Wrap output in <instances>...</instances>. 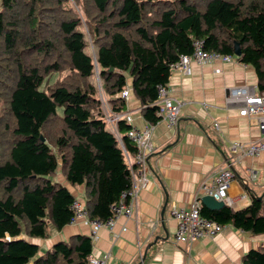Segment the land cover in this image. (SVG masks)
I'll return each mask as SVG.
<instances>
[{"label": "trees", "instance_id": "trees-1", "mask_svg": "<svg viewBox=\"0 0 264 264\" xmlns=\"http://www.w3.org/2000/svg\"><path fill=\"white\" fill-rule=\"evenodd\" d=\"M40 1L2 0L0 47L19 48L25 30H38L34 6ZM90 2L93 18H98L88 23L94 53L87 50L82 17L70 8L58 26L61 49L53 39L41 42L29 35L23 51L35 49L33 38L46 54L34 63L14 62L16 76L6 90L8 111H0V130L8 129V151L0 159V264H89L94 249L90 235L59 238L43 253L38 242L49 238L52 228L63 230L75 219L77 197L65 182L84 185L89 216L103 220L133 185L127 158L137 151L127 136L133 126L127 118L120 120L123 142L107 128L99 87L92 80L96 70L113 111L128 110L122 92L129 87V97L133 93L141 100L143 115L152 123L162 119L158 85H168L171 64L192 53L196 38L208 51L231 55L239 42V60L254 65L259 83H264V0ZM17 8L26 12L20 24L9 17ZM64 71L63 79L49 83ZM60 168L65 182L58 178ZM202 214L253 235L264 234V197L239 210L228 204L217 210L203 205ZM241 264H264V246L248 251Z\"/></svg>", "mask_w": 264, "mask_h": 264}, {"label": "crops", "instance_id": "crops-1", "mask_svg": "<svg viewBox=\"0 0 264 264\" xmlns=\"http://www.w3.org/2000/svg\"><path fill=\"white\" fill-rule=\"evenodd\" d=\"M233 55L237 60L203 65L194 62L191 74L172 71L168 83L171 95L184 103L172 127L163 118L156 123L148 121L141 100L131 94L124 118L140 129L153 126L155 145L145 179L138 183L136 214L120 216L112 231L95 228L86 219H78L60 231L53 228L51 233L58 237L38 240L42 253L58 238L91 235L94 230L98 239L93 253L105 264H241L248 251L264 246V234L253 235L232 224H226L216 237H204L192 244L173 240L178 223L171 209L189 207L205 196L203 186L211 185L217 170L232 157L231 143L256 142L264 135L256 118L241 116L240 103L228 101L231 87L264 92L256 67ZM232 169V204L228 205L233 210L248 206L255 197H264V154L243 157ZM69 188L86 204L84 185Z\"/></svg>", "mask_w": 264, "mask_h": 264}, {"label": "built area", "instance_id": "built-area-1", "mask_svg": "<svg viewBox=\"0 0 264 264\" xmlns=\"http://www.w3.org/2000/svg\"><path fill=\"white\" fill-rule=\"evenodd\" d=\"M215 60L230 62L237 60V58L234 55L222 54L219 51H208L204 47V41L196 38L193 41L192 53L182 54L177 61L171 64V71L181 70L185 74H191L194 62L203 65ZM130 91L131 89L128 87L122 92V96L128 97ZM229 91L228 101L240 103L239 114L249 118H256L260 129L264 133V92L256 93L245 86L231 87ZM157 92V104L160 108V115L172 127L178 122L184 103L172 97L171 90L166 84H159ZM99 96L107 128L115 133L118 139L123 142L119 132V122L124 118L125 114L112 110L108 97L101 87ZM216 127L219 128L218 123H216ZM153 131V126H147L144 129L133 126L128 131V138L137 147V151L133 157L127 154L128 162L133 173V185L130 190L122 192L120 199L111 205L112 216L106 220L99 218L92 219L88 214L86 204L79 198H76L72 205L75 219L84 217L95 228L105 227L112 231L120 216L131 218L136 214L135 207L138 195V183L145 179L149 157L155 150ZM230 150L232 153L231 162L229 161L225 166L217 170L211 185L203 186L205 195H212L217 200H223L227 204H232L229 189L235 175L232 169L233 164L246 156L255 157L264 154V135L256 142L246 143L235 141L231 143ZM134 165L138 166L134 167ZM202 206V199L198 198L189 207H174L171 209V216L178 223L173 236V240L176 243L192 244L194 241H198L204 237L214 238L224 230L225 224L209 219L202 214ZM91 237L95 243L98 239L95 230L91 232ZM89 264H105V261L92 254L89 257Z\"/></svg>", "mask_w": 264, "mask_h": 264}, {"label": "rangeland", "instance_id": "rangeland-1", "mask_svg": "<svg viewBox=\"0 0 264 264\" xmlns=\"http://www.w3.org/2000/svg\"><path fill=\"white\" fill-rule=\"evenodd\" d=\"M2 7H3V3H2V0H0V9ZM34 8H35L36 15L39 18L38 30H31L30 28L25 30L24 37L22 38L19 44L20 46L19 48L16 47L10 50L7 46L0 47V63H1V66H0V111L2 112L8 111L7 101H6V98H7L6 90L7 88H9V85L13 83V79L16 76L17 66H15V63H14L16 58L23 59L24 61L28 63H34L36 59L40 60L46 54V50H41L42 44L40 42L35 43L33 38L30 44L36 49V53H35V49H29V50L23 51L24 47H27L26 44L29 43V35L34 36L36 40H40L41 42H44V40H47V39H53L55 41L54 42L55 47L61 49V44L59 42L58 26H59L61 19H63L64 17L66 18L69 17L68 14H69L70 8H73L75 11H77L79 16H81L83 19L81 29L84 31L86 35V40L88 43L87 50L91 53H94L95 51L96 46L93 42L92 35L89 31L88 23L94 24L98 18H93V16L95 15V12L93 11V6L90 0H41L39 5L34 6ZM25 15H26L25 9L17 8L13 11V13L9 14V17L12 20H18V23L20 24L21 20L26 19L24 18ZM67 72L68 71H64L63 73H55L50 78L49 83L52 84L58 77H60V79H63L67 75ZM92 80L96 82V84L98 85L99 87L98 92H99L100 87L102 85H101L100 76L98 74V70H96V75L94 76ZM62 111H63L62 108H58L59 113H62ZM10 125L12 126V119L10 120ZM0 132H2V136L0 137V159H1L5 156V154L8 151L7 143L6 141H4V138L6 137V135H8V129L7 128L1 129ZM58 177L64 178L61 168L58 170ZM78 219H85V218L78 217L77 219L73 221V223H75ZM57 235L58 234L54 235V233H51V236L47 239L51 240L50 238H53L54 236H57ZM94 246H95V243H94Z\"/></svg>", "mask_w": 264, "mask_h": 264}, {"label": "water", "instance_id": "water-1", "mask_svg": "<svg viewBox=\"0 0 264 264\" xmlns=\"http://www.w3.org/2000/svg\"><path fill=\"white\" fill-rule=\"evenodd\" d=\"M234 54L236 56H241L242 54V50H241V46L239 42L235 43V50H234ZM44 139V138H43ZM260 198V197H259ZM262 198V197H261ZM202 202L203 204L212 210H217L222 208L226 203L223 200H217L214 196L212 195H205L202 197Z\"/></svg>", "mask_w": 264, "mask_h": 264}, {"label": "bare ground", "instance_id": "bare-ground-1", "mask_svg": "<svg viewBox=\"0 0 264 264\" xmlns=\"http://www.w3.org/2000/svg\"><path fill=\"white\" fill-rule=\"evenodd\" d=\"M124 98L128 99V98H129V96H128V97H124Z\"/></svg>", "mask_w": 264, "mask_h": 264}]
</instances>
